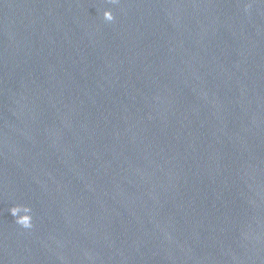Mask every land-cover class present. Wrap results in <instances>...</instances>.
<instances>
[{
  "label": "water",
  "instance_id": "obj_1",
  "mask_svg": "<svg viewBox=\"0 0 264 264\" xmlns=\"http://www.w3.org/2000/svg\"><path fill=\"white\" fill-rule=\"evenodd\" d=\"M0 264H264V0H0Z\"/></svg>",
  "mask_w": 264,
  "mask_h": 264
},
{
  "label": "clouds",
  "instance_id": "obj_2",
  "mask_svg": "<svg viewBox=\"0 0 264 264\" xmlns=\"http://www.w3.org/2000/svg\"><path fill=\"white\" fill-rule=\"evenodd\" d=\"M110 18V17H109Z\"/></svg>",
  "mask_w": 264,
  "mask_h": 264
}]
</instances>
